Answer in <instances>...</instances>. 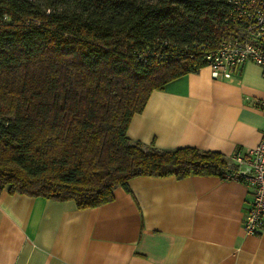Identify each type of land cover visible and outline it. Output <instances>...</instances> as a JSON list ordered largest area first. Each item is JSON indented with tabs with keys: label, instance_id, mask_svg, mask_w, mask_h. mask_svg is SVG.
Here are the masks:
<instances>
[{
	"label": "trees",
	"instance_id": "16d2710c",
	"mask_svg": "<svg viewBox=\"0 0 264 264\" xmlns=\"http://www.w3.org/2000/svg\"><path fill=\"white\" fill-rule=\"evenodd\" d=\"M229 0H0V196L78 208L138 175L217 176L230 157L126 135L153 90L234 33ZM239 151V150H237Z\"/></svg>",
	"mask_w": 264,
	"mask_h": 264
},
{
	"label": "crops",
	"instance_id": "0c3cea01",
	"mask_svg": "<svg viewBox=\"0 0 264 264\" xmlns=\"http://www.w3.org/2000/svg\"><path fill=\"white\" fill-rule=\"evenodd\" d=\"M264 75L247 61L228 78L208 66L153 90L126 129L161 149L191 146L226 157L264 134ZM105 204L23 193L0 196V264H264V223L243 228L251 193L217 176L138 175Z\"/></svg>",
	"mask_w": 264,
	"mask_h": 264
},
{
	"label": "built area",
	"instance_id": "2783aa9c",
	"mask_svg": "<svg viewBox=\"0 0 264 264\" xmlns=\"http://www.w3.org/2000/svg\"><path fill=\"white\" fill-rule=\"evenodd\" d=\"M228 18L236 25L234 33L206 50L204 58L212 77L228 78L247 61L256 63L264 75V0H229ZM264 109V98L255 99ZM235 166L224 179L246 184L251 193V205L244 216L243 228L257 233L264 223V134L246 153L235 151L230 157Z\"/></svg>",
	"mask_w": 264,
	"mask_h": 264
}]
</instances>
